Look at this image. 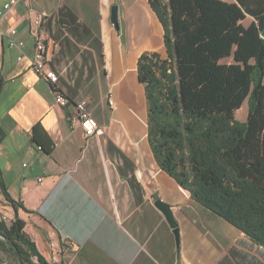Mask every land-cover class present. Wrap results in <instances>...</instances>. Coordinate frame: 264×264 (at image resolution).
<instances>
[{
	"label": "crops",
	"instance_id": "0c3cea01",
	"mask_svg": "<svg viewBox=\"0 0 264 264\" xmlns=\"http://www.w3.org/2000/svg\"><path fill=\"white\" fill-rule=\"evenodd\" d=\"M31 12L47 16L43 31L58 88L71 102L88 103L102 133L85 136L73 104H58L50 82L30 68ZM245 19L243 25L252 20ZM11 29L22 49L8 46ZM161 39L148 0H29L2 19L0 169L23 206L17 214L24 230L48 262L264 264L262 246L193 200L153 156L136 109L145 96L136 63L159 50ZM158 199L170 205L177 236Z\"/></svg>",
	"mask_w": 264,
	"mask_h": 264
},
{
	"label": "trees",
	"instance_id": "16d2710c",
	"mask_svg": "<svg viewBox=\"0 0 264 264\" xmlns=\"http://www.w3.org/2000/svg\"><path fill=\"white\" fill-rule=\"evenodd\" d=\"M148 2L166 52L136 63L153 156L193 200L264 248V0ZM245 101L246 119L236 120ZM0 195L13 210L9 222L0 215L10 264H54L24 230L1 169Z\"/></svg>",
	"mask_w": 264,
	"mask_h": 264
},
{
	"label": "built area",
	"instance_id": "2783aa9c",
	"mask_svg": "<svg viewBox=\"0 0 264 264\" xmlns=\"http://www.w3.org/2000/svg\"><path fill=\"white\" fill-rule=\"evenodd\" d=\"M28 4L29 0H8L0 7V23L6 14L18 3ZM31 11V10H30ZM29 35L33 40V51L31 54L30 68L39 77L45 78L52 85L55 94V100L58 104L66 106L73 104L75 109V118L85 136H94L102 133L97 119L93 116L92 110L85 100L71 102L58 88V74L49 66L50 58L47 52L46 38L43 31V24L46 21L45 13H29ZM17 31L11 29L8 33V46L11 48L22 49L24 41L17 39ZM21 59V56L18 57ZM107 102L111 108L114 107L112 93L109 92ZM38 149H41L38 146Z\"/></svg>",
	"mask_w": 264,
	"mask_h": 264
},
{
	"label": "rangeland",
	"instance_id": "374dc122",
	"mask_svg": "<svg viewBox=\"0 0 264 264\" xmlns=\"http://www.w3.org/2000/svg\"><path fill=\"white\" fill-rule=\"evenodd\" d=\"M247 19H245L244 23L246 24V22L248 20H250L252 17H250L249 15H247L246 17ZM157 50L163 57L166 56L165 53V49L163 47V42L162 39L160 41V44L158 46ZM231 59L228 58L226 59V61H230ZM130 68V67H129ZM137 110H139L142 113V120L146 122V115H147V106H146V101H145V96H143L141 98V100L139 101V104L137 105ZM112 110V109H111ZM136 112V111H135ZM247 116V103L246 101L241 105V107L237 110H235L234 112V118L236 120L239 121H244L246 119ZM147 125V124H146ZM25 161V160H24ZM0 215L3 216L4 218H6V221H10L13 218V210L12 208L6 203V201L3 199V197L0 195ZM11 262V258L10 256H8V254L2 252L0 250V264H10Z\"/></svg>",
	"mask_w": 264,
	"mask_h": 264
},
{
	"label": "water",
	"instance_id": "95a60500",
	"mask_svg": "<svg viewBox=\"0 0 264 264\" xmlns=\"http://www.w3.org/2000/svg\"><path fill=\"white\" fill-rule=\"evenodd\" d=\"M110 20H111L112 24L114 25V27L118 28L117 5H113L111 7ZM155 206L164 214V216L166 217L168 223L170 224V226L173 227L174 233L177 236L178 230L176 228V222H175V220L173 218L170 205H168L167 203H165L162 200L158 199V200L155 201Z\"/></svg>",
	"mask_w": 264,
	"mask_h": 264
}]
</instances>
